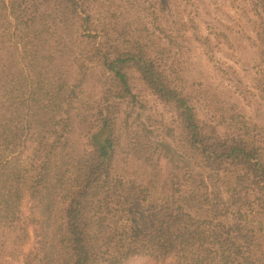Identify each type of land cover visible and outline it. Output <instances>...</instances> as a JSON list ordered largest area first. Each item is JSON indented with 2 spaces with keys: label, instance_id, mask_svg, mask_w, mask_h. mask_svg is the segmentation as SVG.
<instances>
[{
  "label": "trees",
  "instance_id": "1",
  "mask_svg": "<svg viewBox=\"0 0 264 264\" xmlns=\"http://www.w3.org/2000/svg\"><path fill=\"white\" fill-rule=\"evenodd\" d=\"M94 2L0 0V252L27 235L17 234L23 195L44 207L45 193L60 190L55 233L21 264H264V148L202 123L163 56ZM253 3L264 46V0ZM34 25L48 35L42 47L21 42ZM72 38L84 45L70 52ZM95 65L104 79L97 123L88 127L86 148L64 156L75 122L86 121L73 109ZM131 72L170 108L172 145L192 166L154 167L156 195L114 167L126 147L137 159L145 151L117 127L119 105L136 97Z\"/></svg>",
  "mask_w": 264,
  "mask_h": 264
},
{
  "label": "rangeland",
  "instance_id": "2",
  "mask_svg": "<svg viewBox=\"0 0 264 264\" xmlns=\"http://www.w3.org/2000/svg\"><path fill=\"white\" fill-rule=\"evenodd\" d=\"M92 5L103 16L112 15L120 24L133 27L135 36L140 35L163 56L175 83L191 95L202 123L215 126L223 134L239 131L264 148V46L257 38L263 19L253 0H95ZM35 26L41 27L25 30L21 42L28 46L36 42L42 47L48 35L44 31L34 33ZM83 45V41L72 38L68 49L71 52ZM86 72L73 109L86 121L75 122L64 156L85 149L88 127L97 123L93 113L103 72L96 65ZM129 81L136 97L119 105L117 127L126 140L138 137L143 141L145 151L137 159L126 147L114 167L156 195L160 168L154 167H169L173 162L192 166L187 163V154L172 145L169 135L177 131L170 108L143 86L136 73H130ZM45 195L44 207L28 193L23 195L22 224L17 234L25 230L27 235L21 244L7 242L3 246L0 264H21L39 239L47 243L55 233L63 193L51 190ZM124 264L155 263L134 258Z\"/></svg>",
  "mask_w": 264,
  "mask_h": 264
}]
</instances>
